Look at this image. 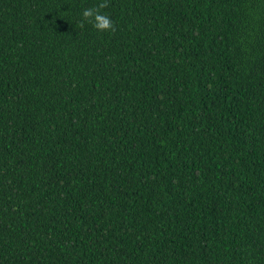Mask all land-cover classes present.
Wrapping results in <instances>:
<instances>
[{"label": "trees", "instance_id": "16d2710c", "mask_svg": "<svg viewBox=\"0 0 264 264\" xmlns=\"http://www.w3.org/2000/svg\"><path fill=\"white\" fill-rule=\"evenodd\" d=\"M0 0V264H264V0Z\"/></svg>", "mask_w": 264, "mask_h": 264}, {"label": "clouds", "instance_id": "9594fccd", "mask_svg": "<svg viewBox=\"0 0 264 264\" xmlns=\"http://www.w3.org/2000/svg\"><path fill=\"white\" fill-rule=\"evenodd\" d=\"M106 6L107 0H102L97 8H84L80 15L84 21L90 23L97 31H111L113 28V22L110 16L99 10L105 8Z\"/></svg>", "mask_w": 264, "mask_h": 264}]
</instances>
